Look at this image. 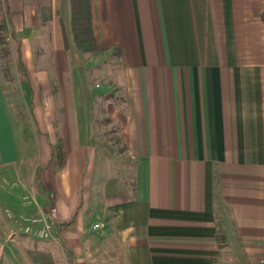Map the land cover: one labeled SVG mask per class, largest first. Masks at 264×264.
Wrapping results in <instances>:
<instances>
[{"label": "crops", "instance_id": "obj_1", "mask_svg": "<svg viewBox=\"0 0 264 264\" xmlns=\"http://www.w3.org/2000/svg\"><path fill=\"white\" fill-rule=\"evenodd\" d=\"M4 5L42 136L25 153L0 79V177L33 197L2 211L0 193V214L55 207L57 264H258L264 0H90L95 64L70 0ZM3 227L0 240L19 232Z\"/></svg>", "mask_w": 264, "mask_h": 264}, {"label": "rangeland", "instance_id": "obj_2", "mask_svg": "<svg viewBox=\"0 0 264 264\" xmlns=\"http://www.w3.org/2000/svg\"><path fill=\"white\" fill-rule=\"evenodd\" d=\"M14 47V34L10 26V19L8 16H6V29L0 30V79L3 85L6 100L8 102L9 112L13 117L15 124L18 126L17 130L15 129V127L13 129L14 136L19 140L24 139L27 141L24 144L23 149L25 153L33 157L34 154L36 155V150L39 148L36 147L35 143L37 141L35 140L38 138L41 139L42 132L38 129L36 125V119L32 113L33 102L30 92V79L29 77L25 76L24 71L23 69H21L19 63L18 66H15V63L17 62V60L19 62L20 58L14 51ZM80 51L85 58H87L89 61H93L92 64H95L100 60L98 59V56H96L95 50ZM95 84L96 87L100 85V83ZM99 123H102L100 124V133L103 132L109 140L113 141L117 145L116 149L120 151L122 146L120 144V141L118 140L116 131L112 130L113 125H110V122H108L106 118H101ZM33 141H35V143L31 145L30 143H32ZM61 148L62 146H54L52 149L58 159L62 157H60ZM103 156L104 154H100L97 156V158H103ZM113 162L114 167H119L118 165L121 163V158H116ZM116 174L118 175L119 179L124 176L123 172H121L120 170H117ZM0 191L1 198L5 201H10V203L6 202L1 206L2 211L7 208L12 211L14 210L13 212H15V208H10L13 204L18 206L22 203V205L25 206L33 202L32 195L26 191H19L14 186L13 181L9 177H0ZM17 212L21 215L15 217H30V215H27V213H25L22 209ZM5 213H7V211ZM0 215V223L4 224L5 227H3V229L5 233L7 232L8 234H10L14 226H16V222L14 221V219L5 217L3 214ZM11 239H13L14 242H11ZM11 239L9 237H1L0 244H2V246L0 245V249H9L12 254L11 257L7 256V259H5L3 263L35 264V251H43L51 255L53 264H57L51 252H49V250H52L53 248L52 246L47 245L46 242L48 241H40L33 238H27L20 232H17V235L12 236ZM55 250H62V247L60 248L59 246H56ZM48 263L50 264V261Z\"/></svg>", "mask_w": 264, "mask_h": 264}, {"label": "trees", "instance_id": "obj_3", "mask_svg": "<svg viewBox=\"0 0 264 264\" xmlns=\"http://www.w3.org/2000/svg\"><path fill=\"white\" fill-rule=\"evenodd\" d=\"M71 25L73 36L80 50L91 51L95 49V39L91 23L90 0H70ZM264 18V14H262ZM6 29V11L4 0H0V30ZM35 264H50L52 258L49 253L35 251ZM53 264V263H52Z\"/></svg>", "mask_w": 264, "mask_h": 264}, {"label": "built area", "instance_id": "obj_4", "mask_svg": "<svg viewBox=\"0 0 264 264\" xmlns=\"http://www.w3.org/2000/svg\"><path fill=\"white\" fill-rule=\"evenodd\" d=\"M7 216L14 219L17 224L18 231L27 238L48 242L58 238V227L55 221L56 209L53 206H49L46 211L35 216L15 217L10 212H7ZM103 226L104 223H96L93 225V229H100ZM258 264H264V256L259 258Z\"/></svg>", "mask_w": 264, "mask_h": 264}]
</instances>
